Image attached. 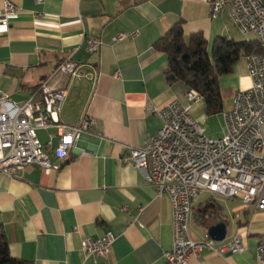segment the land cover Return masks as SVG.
Returning <instances> with one entry per match:
<instances>
[{
	"label": "crops",
	"instance_id": "1",
	"mask_svg": "<svg viewBox=\"0 0 264 264\" xmlns=\"http://www.w3.org/2000/svg\"><path fill=\"white\" fill-rule=\"evenodd\" d=\"M9 1L18 16L0 33V91L20 104L60 60L70 57L77 62L76 73L56 79L65 88L57 117L66 123L85 114L95 120L92 133L81 135L58 169L30 165L15 177L0 174V224L10 254L32 264H165L164 252L173 242L170 200L155 195L144 168L122 160L161 125L158 113L147 107L185 101L188 90L181 81L167 83V55L153 43L177 20L185 37L201 32L208 47L217 35L255 40L254 34H241L224 10L212 16L204 0ZM133 31L138 32L133 38L112 41L120 32ZM88 37L102 41L97 52L86 49ZM250 84L241 57L219 78L224 109ZM191 111L203 123L212 121L203 99L193 102ZM57 132L54 126L37 130L42 143L55 134L46 148L53 161ZM205 133L220 136L223 118ZM216 217L227 223L219 243L239 234L244 249L219 254L202 248L186 264H259L255 251L264 243V212L237 197L203 193L190 215L191 237L204 238L202 224L211 225ZM107 232L115 240L106 256L80 249L83 238Z\"/></svg>",
	"mask_w": 264,
	"mask_h": 264
},
{
	"label": "built area",
	"instance_id": "2",
	"mask_svg": "<svg viewBox=\"0 0 264 264\" xmlns=\"http://www.w3.org/2000/svg\"><path fill=\"white\" fill-rule=\"evenodd\" d=\"M210 4L212 16L224 10L244 36L254 34L264 40V0H204ZM18 9L9 0L0 8V33L9 30ZM137 31L120 32L112 41L133 38ZM86 49L97 52L102 41L88 37ZM251 84L238 90L230 107L223 110V133L206 135L203 121L195 118L191 105L202 96L194 89L185 93V101L172 99L156 111L161 125L142 147H130L122 160L146 170V179L158 197L167 196L172 209L173 242L164 252L165 264H186L191 255L202 248L216 253L240 252L244 249L239 234L219 243L205 234L202 239L190 235L189 219L195 202L203 193L237 197L246 206L264 212V60L258 52L243 56ZM77 62L70 57L60 60L43 78L31 95L17 104L0 91V174L19 175L25 167L37 165L58 169L59 163L83 134H91L94 118L83 115L74 123L59 120L65 88L56 79L76 73ZM56 127L58 143L52 147L55 160L46 152L55 134H48L46 143L37 135L38 129ZM82 154H86L82 151ZM137 221V218H133ZM115 240L107 232L98 238H83L80 249L87 255L104 257ZM255 258L264 264V243L256 247Z\"/></svg>",
	"mask_w": 264,
	"mask_h": 264
},
{
	"label": "trees",
	"instance_id": "3",
	"mask_svg": "<svg viewBox=\"0 0 264 264\" xmlns=\"http://www.w3.org/2000/svg\"><path fill=\"white\" fill-rule=\"evenodd\" d=\"M153 46L167 55V83L181 81L188 90H196L203 98L207 116L219 114L224 109L219 78L229 74L239 58L261 52L257 39L235 40L225 35L215 36L208 47L201 32L185 37L181 20L173 23L154 41ZM0 264H32L10 254L8 239L1 224Z\"/></svg>",
	"mask_w": 264,
	"mask_h": 264
},
{
	"label": "water",
	"instance_id": "4",
	"mask_svg": "<svg viewBox=\"0 0 264 264\" xmlns=\"http://www.w3.org/2000/svg\"><path fill=\"white\" fill-rule=\"evenodd\" d=\"M206 231V234L215 241L222 240L227 231V223L223 221L220 217H216V222L208 225L207 223L202 224Z\"/></svg>",
	"mask_w": 264,
	"mask_h": 264
},
{
	"label": "rangeland",
	"instance_id": "5",
	"mask_svg": "<svg viewBox=\"0 0 264 264\" xmlns=\"http://www.w3.org/2000/svg\"><path fill=\"white\" fill-rule=\"evenodd\" d=\"M253 35H251L250 37H252ZM242 37V36H240ZM223 110H226V109H223ZM222 113L220 112L219 114H216V115H211L210 117L212 118L211 122H204V126L205 128L209 129V128H215V127H218L221 125V116ZM207 135V133H206Z\"/></svg>",
	"mask_w": 264,
	"mask_h": 264
},
{
	"label": "bare ground",
	"instance_id": "6",
	"mask_svg": "<svg viewBox=\"0 0 264 264\" xmlns=\"http://www.w3.org/2000/svg\"><path fill=\"white\" fill-rule=\"evenodd\" d=\"M257 42L261 48V52L258 53V59L259 60H264V40H262V38H256Z\"/></svg>",
	"mask_w": 264,
	"mask_h": 264
}]
</instances>
